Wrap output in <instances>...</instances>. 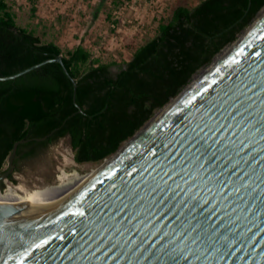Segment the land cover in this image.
Segmentation results:
<instances>
[{
    "label": "water",
    "instance_id": "1",
    "mask_svg": "<svg viewBox=\"0 0 264 264\" xmlns=\"http://www.w3.org/2000/svg\"><path fill=\"white\" fill-rule=\"evenodd\" d=\"M241 37L64 199L0 212V264H264V15ZM52 62L84 113L62 55L0 81Z\"/></svg>",
    "mask_w": 264,
    "mask_h": 264
},
{
    "label": "trees",
    "instance_id": "2",
    "mask_svg": "<svg viewBox=\"0 0 264 264\" xmlns=\"http://www.w3.org/2000/svg\"><path fill=\"white\" fill-rule=\"evenodd\" d=\"M264 8V0H201L179 5L129 59L105 61L86 47L64 49L18 24L0 0V77L62 55L17 79L0 81V174L18 145L22 159L69 137L78 164L113 156L232 45ZM118 71L113 72L112 68ZM46 138L42 141L37 139ZM12 174L9 179L14 180Z\"/></svg>",
    "mask_w": 264,
    "mask_h": 264
},
{
    "label": "rangeland",
    "instance_id": "3",
    "mask_svg": "<svg viewBox=\"0 0 264 264\" xmlns=\"http://www.w3.org/2000/svg\"><path fill=\"white\" fill-rule=\"evenodd\" d=\"M6 1L20 26L35 30L45 41L56 42L64 51L82 45L94 57H101L105 61H122L129 59L137 47L152 37L160 21L168 18L174 8L179 5L194 7L201 0ZM263 10L264 8L254 22ZM112 70L115 73L118 71L115 66ZM74 157L75 151L66 137L49 149L40 151L34 159L23 163L22 171L13 175L15 181L6 179L0 187L5 190L8 186L22 185L29 190H36L56 185L63 171L84 174L100 167L107 160L101 163L78 164Z\"/></svg>",
    "mask_w": 264,
    "mask_h": 264
},
{
    "label": "bare ground",
    "instance_id": "4",
    "mask_svg": "<svg viewBox=\"0 0 264 264\" xmlns=\"http://www.w3.org/2000/svg\"><path fill=\"white\" fill-rule=\"evenodd\" d=\"M263 15H264V10L261 13V15L259 16V18L253 23V25ZM233 46H230L225 52H223L222 54H220L217 57V59H215L213 66H210V67L202 70L199 74H197L194 77V79H193V81H192V83H191V85L189 87H191L206 71L212 69L214 67V65L216 64L217 60L219 58H221L223 55H225ZM175 101L176 100H173L172 102L174 103ZM167 108L168 107H166L165 109L161 110L144 127V129L142 131H144L150 124H152ZM115 156H113L110 159H107L100 167L95 168L92 171L87 172V173H84V174H82V173H80L78 171H75L73 173H68L66 171H63V173L59 176V182L57 181L58 184H56V185L44 186V187L38 188L36 190H29V189L25 188L22 185H18V186H8L5 190H2V188L0 187V212L6 211V210L12 209V208H26L27 210H29L31 212L33 209H35L38 206L54 204V203H56V202L64 199L67 195H69L71 192H73L76 188H78L82 183H84L88 178H90L93 174H95L99 169H101L104 165H106ZM30 212H28L26 215H24L23 217H20L17 220L18 221L17 229L20 227V225L24 221L25 217ZM4 246L5 245H3V246L0 247V251L3 249Z\"/></svg>",
    "mask_w": 264,
    "mask_h": 264
},
{
    "label": "flooded vegetation",
    "instance_id": "5",
    "mask_svg": "<svg viewBox=\"0 0 264 264\" xmlns=\"http://www.w3.org/2000/svg\"><path fill=\"white\" fill-rule=\"evenodd\" d=\"M69 138V137H68ZM40 151H44V149L43 150H38L36 153H35V155H33L32 157H29L28 159H22V160H20V162H19V169L16 171L15 170V173H17V172H21L22 171V169H21V165L23 164V163H25V162H27V161H29V160H32V159H34L35 157H37V155L40 153Z\"/></svg>",
    "mask_w": 264,
    "mask_h": 264
},
{
    "label": "snow or ice",
    "instance_id": "6",
    "mask_svg": "<svg viewBox=\"0 0 264 264\" xmlns=\"http://www.w3.org/2000/svg\"><path fill=\"white\" fill-rule=\"evenodd\" d=\"M262 39H264V37H262ZM37 247H40V245H37Z\"/></svg>",
    "mask_w": 264,
    "mask_h": 264
},
{
    "label": "built area",
    "instance_id": "7",
    "mask_svg": "<svg viewBox=\"0 0 264 264\" xmlns=\"http://www.w3.org/2000/svg\"><path fill=\"white\" fill-rule=\"evenodd\" d=\"M126 6V5H125Z\"/></svg>",
    "mask_w": 264,
    "mask_h": 264
}]
</instances>
